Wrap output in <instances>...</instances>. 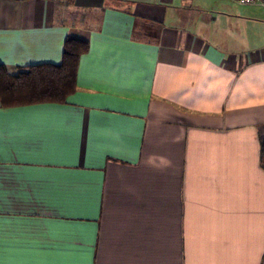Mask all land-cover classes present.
<instances>
[{"label":"crops","instance_id":"obj_1","mask_svg":"<svg viewBox=\"0 0 264 264\" xmlns=\"http://www.w3.org/2000/svg\"><path fill=\"white\" fill-rule=\"evenodd\" d=\"M64 102L0 103V264H264V8L0 0V64Z\"/></svg>","mask_w":264,"mask_h":264},{"label":"trees","instance_id":"obj_2","mask_svg":"<svg viewBox=\"0 0 264 264\" xmlns=\"http://www.w3.org/2000/svg\"><path fill=\"white\" fill-rule=\"evenodd\" d=\"M87 41L76 36L66 38L60 64L42 63L27 66L11 75L0 64V103L14 106L35 102H64L75 89L79 56ZM260 161L264 168V138L260 141Z\"/></svg>","mask_w":264,"mask_h":264},{"label":"built area","instance_id":"obj_3","mask_svg":"<svg viewBox=\"0 0 264 264\" xmlns=\"http://www.w3.org/2000/svg\"><path fill=\"white\" fill-rule=\"evenodd\" d=\"M242 5H259L264 8V0H235Z\"/></svg>","mask_w":264,"mask_h":264}]
</instances>
